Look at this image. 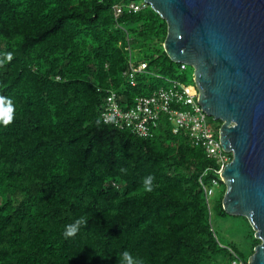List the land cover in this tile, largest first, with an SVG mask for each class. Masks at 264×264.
<instances>
[{
    "label": "trees",
    "instance_id": "1",
    "mask_svg": "<svg viewBox=\"0 0 264 264\" xmlns=\"http://www.w3.org/2000/svg\"><path fill=\"white\" fill-rule=\"evenodd\" d=\"M166 34L143 0H0V264H247V219L248 254L211 226L219 163L164 119L147 138L101 121L107 91L127 107L177 78Z\"/></svg>",
    "mask_w": 264,
    "mask_h": 264
},
{
    "label": "water",
    "instance_id": "2",
    "mask_svg": "<svg viewBox=\"0 0 264 264\" xmlns=\"http://www.w3.org/2000/svg\"><path fill=\"white\" fill-rule=\"evenodd\" d=\"M143 2L166 23L164 53L193 69L197 103L221 123L222 209L247 219L259 241L247 264H264V0Z\"/></svg>",
    "mask_w": 264,
    "mask_h": 264
},
{
    "label": "built area",
    "instance_id": "3",
    "mask_svg": "<svg viewBox=\"0 0 264 264\" xmlns=\"http://www.w3.org/2000/svg\"><path fill=\"white\" fill-rule=\"evenodd\" d=\"M128 9L136 12L140 6L130 4ZM113 11L116 18L121 14V7L115 6ZM179 65L180 70L187 67L185 64ZM145 69V63L135 66L134 61L129 60L128 69L123 75L129 85L134 87L136 75L144 73ZM165 81V87L156 89L148 96L134 98L127 107L114 91H107L101 105V121L120 130H128L138 137L147 138L152 137L160 120L164 119L173 134L183 133L192 146L202 147L209 158L220 164V169L216 171L219 175L229 159L221 149L215 136V128L208 121L209 117L197 103V94H193L189 87L176 80ZM212 182L213 186H216V182ZM203 189L207 203L213 195V188ZM236 260L233 264H242Z\"/></svg>",
    "mask_w": 264,
    "mask_h": 264
},
{
    "label": "rangeland",
    "instance_id": "4",
    "mask_svg": "<svg viewBox=\"0 0 264 264\" xmlns=\"http://www.w3.org/2000/svg\"><path fill=\"white\" fill-rule=\"evenodd\" d=\"M175 80L189 87L193 94H197L193 83V69L191 67L187 66L185 70L179 69ZM210 119L208 121L212 124L213 128H216L218 122L211 121ZM215 187L217 188L218 186L216 185ZM210 220L215 238L221 246L233 245L239 253L248 254L252 239L250 237V228L245 220L238 216H222L216 213H212ZM207 264H228V261L219 255L214 261Z\"/></svg>",
    "mask_w": 264,
    "mask_h": 264
}]
</instances>
